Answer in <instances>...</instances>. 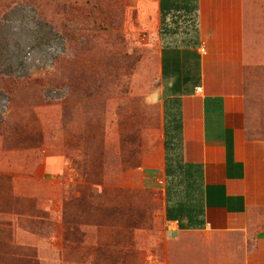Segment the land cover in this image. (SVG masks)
Returning <instances> with one entry per match:
<instances>
[{
    "label": "rangeland",
    "instance_id": "1",
    "mask_svg": "<svg viewBox=\"0 0 264 264\" xmlns=\"http://www.w3.org/2000/svg\"><path fill=\"white\" fill-rule=\"evenodd\" d=\"M246 6L253 10L254 36L264 38V0H247ZM152 14L150 0H0V167H35L40 150L52 153L62 139L83 179L67 189L69 195L74 191L66 202L71 223L66 235L74 248L63 253L65 259L112 264L117 256L131 264L148 258V246L157 244L170 246L174 260L189 256L222 264L249 249L253 264H262L264 208L253 235L185 233L171 241L164 235L154 192L100 185L106 182V163L108 181L117 179L113 159L106 157L105 135L120 131L132 137L158 124L149 102L158 80V53L154 36L145 29ZM247 94L250 155L264 166V64L248 69ZM132 141L122 143L127 148ZM16 174L0 171V200L16 195ZM22 189L27 194L37 188ZM31 206L27 211L35 214ZM29 224L36 226L35 220ZM85 224L117 229L118 237L101 235L99 243L127 249L100 251L95 257L92 249L76 250L85 242ZM45 256L53 258L52 253Z\"/></svg>",
    "mask_w": 264,
    "mask_h": 264
},
{
    "label": "crops",
    "instance_id": "2",
    "mask_svg": "<svg viewBox=\"0 0 264 264\" xmlns=\"http://www.w3.org/2000/svg\"><path fill=\"white\" fill-rule=\"evenodd\" d=\"M150 1L153 22L145 29L156 40L158 80L149 102L158 124L132 137L120 131L105 135L106 157L113 159L117 179L108 181L106 163V182L100 185L154 192L161 202L164 235L171 241L185 233L253 235L264 208V166L251 158L247 138V71L264 64V38L254 36L253 10L247 0ZM123 138L133 140L127 148ZM61 140L52 153L40 150L35 167H0L18 172L16 195L0 200V264H110L64 258L74 248L66 235L71 225L66 202L74 191L69 195L67 189L83 179ZM33 186L38 191L22 189ZM30 205L35 214L27 211ZM32 220L36 226H30ZM83 230L85 242L76 250L92 249L95 257L100 251L127 249L99 243L101 235L118 237L117 229L85 224ZM148 248V258L131 264H221L189 256L174 260L168 245ZM249 253L222 264H253ZM111 260L128 264L117 256Z\"/></svg>",
    "mask_w": 264,
    "mask_h": 264
}]
</instances>
